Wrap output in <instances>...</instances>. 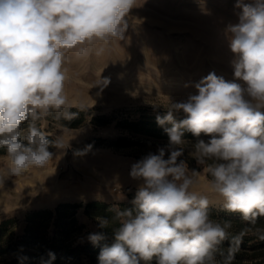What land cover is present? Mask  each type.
I'll list each match as a JSON object with an SVG mask.
<instances>
[{"label":"clouds","instance_id":"clouds-1","mask_svg":"<svg viewBox=\"0 0 264 264\" xmlns=\"http://www.w3.org/2000/svg\"><path fill=\"white\" fill-rule=\"evenodd\" d=\"M137 6V0H0V147L7 150L12 174L53 158L52 142L35 121L66 105V54L84 56L85 45L123 40L126 18ZM236 6L242 10L239 22L227 27L235 79L209 73L194 85L197 94L156 117L160 126L171 125L164 128L167 148L131 166L130 176L142 181L134 208L117 213L115 242L101 250L99 264L211 260L226 232L210 219L209 200L191 191L198 173L189 175L179 159L185 132L210 137L196 141L195 158L214 161L207 171L224 207L246 220L264 216V0H237ZM180 111L186 118L177 121L174 113ZM102 238L89 236L93 243Z\"/></svg>","mask_w":264,"mask_h":264},{"label":"rangeland","instance_id":"rangeland-1","mask_svg":"<svg viewBox=\"0 0 264 264\" xmlns=\"http://www.w3.org/2000/svg\"><path fill=\"white\" fill-rule=\"evenodd\" d=\"M137 3L126 18L123 40L85 45L88 54L84 56L76 50L66 54L65 106L87 108L84 124L71 128L41 120V127L52 137L49 151L53 153L43 167L31 166L14 175L8 154L0 155V221L8 216L22 220L27 209L52 207L59 201L134 199L142 181L130 176L131 166L149 153L167 148L168 143L153 141L145 147L116 149L94 139L124 132L114 123L94 126L90 118L118 109L136 117L141 105L167 111L171 103L197 94L194 85L209 73L226 81L235 79L227 27L239 22L242 10L236 6L237 0ZM197 165V169L187 165L189 175L192 170L198 173L191 191L206 197L209 206L224 207L223 198L211 188L207 166ZM81 219L90 236L94 222Z\"/></svg>","mask_w":264,"mask_h":264},{"label":"trees","instance_id":"trees-1","mask_svg":"<svg viewBox=\"0 0 264 264\" xmlns=\"http://www.w3.org/2000/svg\"><path fill=\"white\" fill-rule=\"evenodd\" d=\"M87 110L85 107L64 106L59 112L51 111L42 115L35 124L51 142L52 137L41 127L42 119L75 128L84 124ZM136 110V117L123 115L125 109L92 116L89 122L94 126L114 123L115 127L124 132L114 137L92 139L116 149L145 147L153 141L168 143L169 138L164 128L171 125L160 126L156 120L157 116H164L167 111L144 105ZM174 116L177 121L186 118L182 111L174 113ZM27 127L28 123L22 125V140ZM198 139L207 141L210 137L201 134L197 138L190 132H185L184 143L181 145V158L193 169L199 168L196 154L191 152V148L195 152L194 145ZM5 153L6 148L0 147V155ZM212 163L214 161L208 160L204 165ZM133 200L59 201L52 207L27 209L22 220L16 216L5 217L0 221V264H99L101 250L115 242V230L121 223L117 213L133 209ZM208 213L210 219L225 228L226 235L215 247L211 260L206 264H264V216L246 220L240 213L211 205ZM81 216L94 222L93 234L102 235L103 238L97 243L90 241L86 223ZM102 219L108 221L107 226L101 227ZM20 221V229L15 232Z\"/></svg>","mask_w":264,"mask_h":264},{"label":"bare ground","instance_id":"bare-ground-1","mask_svg":"<svg viewBox=\"0 0 264 264\" xmlns=\"http://www.w3.org/2000/svg\"><path fill=\"white\" fill-rule=\"evenodd\" d=\"M125 175V174H124ZM14 179V178H13ZM60 189V188H59Z\"/></svg>","mask_w":264,"mask_h":264}]
</instances>
